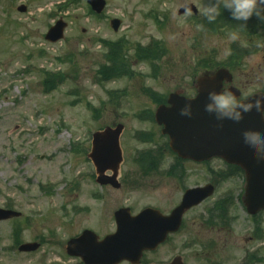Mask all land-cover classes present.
<instances>
[{
	"label": "rangeland",
	"instance_id": "1",
	"mask_svg": "<svg viewBox=\"0 0 264 264\" xmlns=\"http://www.w3.org/2000/svg\"><path fill=\"white\" fill-rule=\"evenodd\" d=\"M26 1L31 15L16 10L20 1L0 0V207L22 214L0 221V264H78L65 251L70 237L84 229L100 237L111 232L113 213L122 207L166 213L186 188L210 181L214 194L185 215L183 230H192L186 236L202 241L200 230H213L209 236L226 253L217 264H264V211L251 216L242 206L241 175L219 160H180L152 118L158 101L178 88L193 94L196 78L242 43L229 39L230 11L221 8L210 23L202 5L214 0H106L97 18L86 0ZM187 2L198 15L178 14ZM59 17L70 22L65 38L48 43L43 35ZM114 17L122 20L116 33L109 27ZM99 38L121 45L124 57L106 80ZM245 65L238 80L250 94L259 89L258 57ZM53 75L64 82H47ZM116 123L124 125L118 189L95 182L87 157L92 133ZM25 242L40 246L20 252Z\"/></svg>",
	"mask_w": 264,
	"mask_h": 264
},
{
	"label": "water",
	"instance_id": "2",
	"mask_svg": "<svg viewBox=\"0 0 264 264\" xmlns=\"http://www.w3.org/2000/svg\"><path fill=\"white\" fill-rule=\"evenodd\" d=\"M92 9L100 13L105 6L104 0H87ZM194 9L191 4L185 7ZM24 11V7H18ZM120 20L111 21V27L117 31ZM66 23L58 20L48 31L46 38L55 42L63 38ZM230 79L225 70H219L214 75H204L198 79L199 88L196 98L185 99L177 94L170 95L169 106H159L155 113L158 124L163 125L162 133L169 137L170 148L181 158L195 161L209 159L213 156L223 158L229 163L241 166L246 174V186L243 203L250 214L264 209V183L261 180L262 160L253 149L244 144L242 132L260 129V113L253 109L244 114L239 123L231 120L222 121L223 127H217L214 115L204 111L208 102L209 91L220 92L221 82ZM252 99V98H250ZM192 106V116H182L180 110L185 104ZM123 125L105 127L92 135L91 152L88 157L96 167L100 184H111L119 187L116 180L118 168L122 161L119 137ZM107 170L112 176L105 175ZM213 193V187L206 185L185 191L182 201L168 216L158 210L145 208L135 216L130 214L129 208H121L115 212L117 232L98 241V237L91 231L85 230L78 238L68 241L67 252L80 256L86 264H116L122 260L135 261L143 250L152 249L164 241L168 232L177 230L183 213L190 207L199 204ZM20 213L0 208V220L19 217ZM37 243H26L19 246V251H33L38 248Z\"/></svg>",
	"mask_w": 264,
	"mask_h": 264
},
{
	"label": "flooded vegetation",
	"instance_id": "3",
	"mask_svg": "<svg viewBox=\"0 0 264 264\" xmlns=\"http://www.w3.org/2000/svg\"><path fill=\"white\" fill-rule=\"evenodd\" d=\"M14 1L16 0H7L6 2L10 3ZM17 1H20V4L24 5V14L31 15V12L28 10V2L26 0L24 2L21 0ZM42 11L43 8L39 9L40 13ZM49 11H52L51 7L49 8ZM89 12L92 16L97 18H100L103 15V13L100 15H95V13L91 11L90 7ZM56 20L57 19L52 20V23H54ZM67 23V26L69 27V20ZM245 23V29L239 30L240 33L238 38L242 39V43L236 41V43L234 42V44L231 45V55H229L228 60L213 69L206 68L204 70V73H211L219 68L227 69L230 73L231 81L230 84H223V90H228L230 86L237 89V98L239 100L254 92L264 95V19H260L253 15L247 22L234 20L231 22V24H229V30H236L240 24ZM39 36H42V34ZM43 37L45 36L43 35ZM99 39L101 40L102 38ZM250 56L258 57L259 89H256L249 94L244 93V89L248 83H242L239 81L238 76L245 72L244 66H246L245 64L248 63V58ZM227 166L230 167V165ZM232 168L235 169L234 166H232ZM241 181H244L242 174ZM187 224L188 221L184 217L180 229L169 234L167 236V240L164 243L159 244L153 250L144 251L139 261L135 263L124 261L119 264H217L219 262V255H222L223 252V254L226 255V253L225 250L219 251L218 244H216L214 239L209 236V234H212L213 230H200V232L197 231L195 233H200L202 241H190V238L188 239L186 234H192L190 232L192 230H183L184 225L186 226ZM210 229L219 230V228L214 227L213 224L210 225ZM78 264H80V262Z\"/></svg>",
	"mask_w": 264,
	"mask_h": 264
},
{
	"label": "clouds",
	"instance_id": "4",
	"mask_svg": "<svg viewBox=\"0 0 264 264\" xmlns=\"http://www.w3.org/2000/svg\"><path fill=\"white\" fill-rule=\"evenodd\" d=\"M221 8L227 9L231 13V17L237 21L247 22L253 15L260 19H264V0H214L209 4L202 5L203 15L211 23L217 20L221 15ZM185 17L191 16L192 11L189 7H185ZM245 24H240L236 30H233L229 39L236 41L238 39V31L244 30ZM197 30H203V25H196ZM174 38V37H173ZM225 56L231 55V50H225ZM252 98V99H250ZM208 102L204 106V111L210 115H214L217 127H223L222 121L231 120L239 123L244 119V114L255 109L256 112L264 113V96L250 94L244 100H239L237 96L230 90L220 92L209 91L207 95ZM182 116H192V106L190 103L180 110ZM243 142L253 149L254 154L264 160V135L257 130H245L242 132Z\"/></svg>",
	"mask_w": 264,
	"mask_h": 264
},
{
	"label": "trees",
	"instance_id": "5",
	"mask_svg": "<svg viewBox=\"0 0 264 264\" xmlns=\"http://www.w3.org/2000/svg\"><path fill=\"white\" fill-rule=\"evenodd\" d=\"M119 45H111L109 47V51L105 54V60H106V63H103L100 67H101V70H100V73L101 74H104V79H108V78H111V77H114V75L117 73V71L119 72V68H121V64L124 63V57H122V55L119 53L120 50H118L119 48ZM123 62V63H122ZM124 75V74H122ZM56 78V86L60 85L62 82H57V81H60L63 77L61 76H50L48 81L47 82H50V83H54L53 80ZM47 79V78H46ZM54 86V84H50L49 87H46V89L49 91H51Z\"/></svg>",
	"mask_w": 264,
	"mask_h": 264
}]
</instances>
